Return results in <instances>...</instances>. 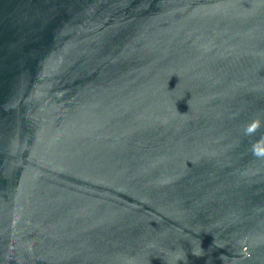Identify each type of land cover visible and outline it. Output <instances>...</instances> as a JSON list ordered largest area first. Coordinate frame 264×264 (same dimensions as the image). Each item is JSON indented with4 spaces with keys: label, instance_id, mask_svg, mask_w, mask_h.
<instances>
[{
    "label": "water",
    "instance_id": "obj_1",
    "mask_svg": "<svg viewBox=\"0 0 264 264\" xmlns=\"http://www.w3.org/2000/svg\"><path fill=\"white\" fill-rule=\"evenodd\" d=\"M0 264H264V0H0Z\"/></svg>",
    "mask_w": 264,
    "mask_h": 264
}]
</instances>
